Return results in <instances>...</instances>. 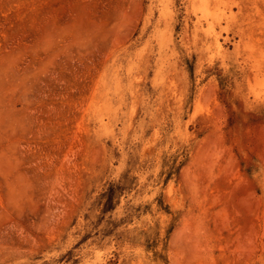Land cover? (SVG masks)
Here are the masks:
<instances>
[{"label":"rangeland","instance_id":"1","mask_svg":"<svg viewBox=\"0 0 264 264\" xmlns=\"http://www.w3.org/2000/svg\"><path fill=\"white\" fill-rule=\"evenodd\" d=\"M0 258L264 264V0H0Z\"/></svg>","mask_w":264,"mask_h":264},{"label":"bare ground","instance_id":"2","mask_svg":"<svg viewBox=\"0 0 264 264\" xmlns=\"http://www.w3.org/2000/svg\"><path fill=\"white\" fill-rule=\"evenodd\" d=\"M4 254V253H3ZM6 255V254H5ZM9 256V255H8ZM11 260H14V257L10 256L8 257ZM9 259H4V258H0V261L4 262L5 260H9Z\"/></svg>","mask_w":264,"mask_h":264}]
</instances>
